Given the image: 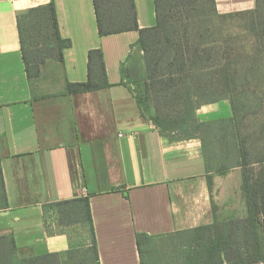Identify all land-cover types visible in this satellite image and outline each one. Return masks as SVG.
<instances>
[{
  "label": "crops",
  "instance_id": "crops-1",
  "mask_svg": "<svg viewBox=\"0 0 264 264\" xmlns=\"http://www.w3.org/2000/svg\"><path fill=\"white\" fill-rule=\"evenodd\" d=\"M50 1L70 46L62 61H47L30 80L17 16ZM134 4L138 27L154 25V0ZM255 5L215 0L219 14ZM138 38L136 29L101 35L94 0H0V168L7 200L0 198V238H12L20 256L90 245L85 224L62 222L59 211L44 208L75 198L88 197L100 264H145L137 234L161 237L215 221L228 172L207 169L200 138L161 135L142 115L132 85L121 82ZM93 48L102 52L110 85L63 93L67 82L86 80ZM196 114L208 121L231 116V108L221 100ZM235 181L241 185V176Z\"/></svg>",
  "mask_w": 264,
  "mask_h": 264
},
{
  "label": "trees",
  "instance_id": "trees-1",
  "mask_svg": "<svg viewBox=\"0 0 264 264\" xmlns=\"http://www.w3.org/2000/svg\"><path fill=\"white\" fill-rule=\"evenodd\" d=\"M198 1L203 0H154L155 24L145 28L138 27L134 0H94V8L101 35L131 29L139 31L137 42L131 46L135 52L128 55L121 67V82L132 85L142 115L157 127L161 135L171 140L200 138L209 171L225 174L230 169L240 168L247 215L221 223L220 230L215 219L211 225L182 231L181 233H194V241L206 240L193 253L185 252V263L264 264V246L260 235V231L264 234V155L251 161L246 141L239 134L238 106L236 100L228 96L235 81L231 72L235 70L227 56H220L217 50L220 47L216 45L219 40L201 41L200 25L196 22H184L187 20L183 19L182 11H189L191 5ZM262 1L256 0L255 8L249 11L219 14L215 0H209L214 15L218 18L245 16L246 29L258 41H264ZM17 26L27 78L31 80L38 77L41 66L47 61L63 60L64 50L70 46V40L62 38L59 33L53 1L31 7L18 15ZM138 50L143 54V76V72L136 74L129 65ZM166 57L169 58L167 65L171 67V72H168L170 87L173 89L171 91L183 101V108L180 110L181 112L183 109V112L178 118L167 116L162 113V109L153 106L151 89L157 83L164 82H158L157 79L161 77V60ZM109 85L102 52L99 48H93L87 52L86 80L67 82L63 93L87 92ZM193 90L202 92L201 97L204 99L201 103L228 100L231 116L199 120ZM207 178L211 188L212 177ZM0 198L6 204L1 168ZM49 207L59 211L64 218L62 222L79 221L85 224L91 234L90 245L68 249L64 253L20 256L13 239L1 237L0 264H100L88 197L44 206L45 210ZM206 232L211 234L206 236ZM150 238L145 233L136 235L142 257L143 244Z\"/></svg>",
  "mask_w": 264,
  "mask_h": 264
},
{
  "label": "rangeland",
  "instance_id": "rangeland-1",
  "mask_svg": "<svg viewBox=\"0 0 264 264\" xmlns=\"http://www.w3.org/2000/svg\"><path fill=\"white\" fill-rule=\"evenodd\" d=\"M262 3L264 8V0ZM182 12L183 19L187 20L184 22H196L200 25L201 41L219 40L216 45L220 47L217 49L220 56L222 58L227 56L228 60L232 62L235 72L231 73L235 81L227 95L236 100L238 120L240 119L238 122L239 134L246 141L251 161H256L258 156L264 155V41H258L246 29L245 16L218 18L214 15L209 0L198 1L191 5L189 11ZM142 55V52L138 50L135 59L129 64L136 74L143 72ZM168 60V57L162 58V67L159 71L161 77L157 79V81L163 80L164 82L157 83L151 89L154 98L153 106L162 109V113L167 116L172 115L178 118L183 112V109L180 112L183 108V101L180 96L178 97L171 91L173 89L170 87L171 80L168 77L171 67L167 65ZM193 93L195 102H197L196 112L202 105L213 102L201 103L204 99L201 97L202 92L193 90ZM227 172L229 179L228 185L227 183L226 185L229 191L223 195L224 199L218 201L217 210L215 209L216 224H218L219 230L226 221L244 218L247 215L241 185L235 181L237 175L240 176V168L235 167ZM208 234L209 232L205 233L206 236ZM260 235L264 246L262 231H260ZM194 237V233H175L151 237L143 244V260L145 264H186L185 252L193 253L201 248L203 241H206L197 242L193 240Z\"/></svg>",
  "mask_w": 264,
  "mask_h": 264
}]
</instances>
